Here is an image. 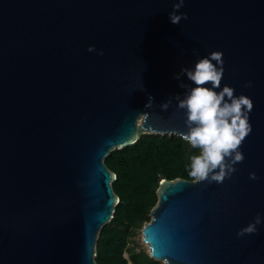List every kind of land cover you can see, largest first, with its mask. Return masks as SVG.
I'll list each match as a JSON object with an SVG mask.
<instances>
[{
    "label": "water",
    "instance_id": "1",
    "mask_svg": "<svg viewBox=\"0 0 264 264\" xmlns=\"http://www.w3.org/2000/svg\"><path fill=\"white\" fill-rule=\"evenodd\" d=\"M172 2L0 0V264H98L119 201L104 158L142 133L181 136L183 110L159 104L210 50L221 86L252 100L244 159L222 183L162 178L142 240L166 264H264V224L236 235L264 214V0H185L176 24Z\"/></svg>",
    "mask_w": 264,
    "mask_h": 264
},
{
    "label": "clouds",
    "instance_id": "2",
    "mask_svg": "<svg viewBox=\"0 0 264 264\" xmlns=\"http://www.w3.org/2000/svg\"><path fill=\"white\" fill-rule=\"evenodd\" d=\"M185 0H173L167 15L171 23L187 19V13L178 11ZM89 52L103 55V49L88 44ZM222 50H210L206 55H198L190 66H181L173 78L183 92L172 94L159 106L166 110L175 100L176 107L183 110L185 131L181 138L197 153L189 157L186 165L188 175L195 182L222 183L236 171V164L244 159L240 145L251 131L249 112L252 108L251 97L236 94L227 84L221 86L223 68ZM186 77L181 79V76ZM209 82V83H206ZM246 81L245 86H251ZM143 90V86L141 87ZM153 97L148 95L145 107H151ZM250 179H257L254 171ZM264 224V214L259 211L245 225L237 229L236 235L252 234L258 225Z\"/></svg>",
    "mask_w": 264,
    "mask_h": 264
},
{
    "label": "trees",
    "instance_id": "3",
    "mask_svg": "<svg viewBox=\"0 0 264 264\" xmlns=\"http://www.w3.org/2000/svg\"><path fill=\"white\" fill-rule=\"evenodd\" d=\"M197 152L179 135L142 133L132 144L107 154L104 162L116 174L112 188L119 201L98 234V264H163L149 255L136 235L151 218L162 178L193 180L186 165Z\"/></svg>",
    "mask_w": 264,
    "mask_h": 264
},
{
    "label": "rangeland",
    "instance_id": "4",
    "mask_svg": "<svg viewBox=\"0 0 264 264\" xmlns=\"http://www.w3.org/2000/svg\"><path fill=\"white\" fill-rule=\"evenodd\" d=\"M136 240L138 241L139 244H141L149 253V249L147 247V245L143 242L142 240V234H141V231L139 230L137 235H136ZM158 260V259H157ZM161 261V260H159ZM162 262V261H161ZM163 263V262H162ZM164 264V263H163Z\"/></svg>",
    "mask_w": 264,
    "mask_h": 264
},
{
    "label": "bare ground",
    "instance_id": "5",
    "mask_svg": "<svg viewBox=\"0 0 264 264\" xmlns=\"http://www.w3.org/2000/svg\"><path fill=\"white\" fill-rule=\"evenodd\" d=\"M143 242L147 245V247H148V249H149V251H150L151 249H150V247H149V243H148V242H145V241H143ZM157 259L161 260L163 263L166 264V259H164V258H159V257H157Z\"/></svg>",
    "mask_w": 264,
    "mask_h": 264
}]
</instances>
